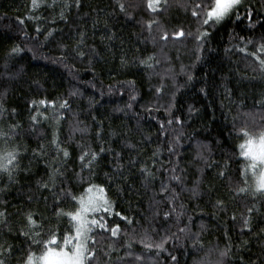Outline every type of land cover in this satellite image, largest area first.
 <instances>
[{"label": "trees", "instance_id": "obj_1", "mask_svg": "<svg viewBox=\"0 0 264 264\" xmlns=\"http://www.w3.org/2000/svg\"><path fill=\"white\" fill-rule=\"evenodd\" d=\"M65 2L71 5L73 0H56L53 7L48 6L52 0H44L37 9L31 8V0H0V105L7 110L0 115V129L7 132L9 125H18L16 138L8 147L18 145L21 153L15 179L10 182L7 174H0V189H4L0 191V211H6L8 219L7 227L0 225V242L12 246V254L5 257L7 264H21L28 248L27 240L19 234L24 214L32 211L53 217V196L39 182L47 181L51 172L54 132L70 152L64 186H74L77 193L82 191L76 175L80 172V145L96 151L101 146L111 149L101 154L91 179L107 189L114 208L107 219L110 225H120L121 238L115 242L109 233L98 237L99 264H215L219 250L226 246L231 247L228 264H241V260L243 264H264V233L260 232L264 206L255 202L259 211L251 217L252 231L243 229L242 214L253 201L233 196L229 180L217 175L225 170L236 178L240 167L233 156L240 143L236 129L246 120L250 122L244 114L258 112L257 101L264 100V74L251 57L239 51L248 39L260 42L264 37V0H246L255 8L254 27H250L243 8L240 19L233 16L219 25L201 26L191 15L190 0H168L159 16L146 10L143 0H122L126 12L120 11L117 0H81L79 8H65ZM61 11L66 19H60ZM154 18L169 33L181 28L196 33L198 28L207 27L210 36L200 51L192 36L165 42L155 25L151 33L145 26ZM49 30L54 31L46 39ZM81 31L86 34L80 46L83 57L74 50ZM17 45L23 50L10 55ZM247 47L255 50L253 45ZM150 56L154 58L149 61L152 68L139 62ZM122 58L126 63H121ZM157 88H161L160 93ZM132 95L135 100H130ZM41 100L54 101L55 106L41 105ZM64 101L68 107L60 108ZM170 103L172 116L180 117L182 126L166 124L171 118L167 111ZM148 107L154 110L146 111ZM33 115L38 118L35 124ZM84 128L87 132L80 131ZM180 133L176 154L172 155L167 150L169 142ZM41 145L47 154L34 156ZM201 145L207 146L203 159ZM115 153L121 156L122 177L117 174ZM142 165L154 172L150 181L142 176ZM173 166L185 170L183 190L168 179L167 169ZM83 176L89 178L86 171ZM197 181L198 194L193 195L188 189ZM162 183L176 189V203L184 206L178 225L174 215L167 221L163 217L169 210V193H161ZM217 200L223 201L222 208L216 206ZM185 225L190 234L199 233L198 244L188 238L190 234H179L178 240H169L167 250L157 255L156 249L150 251L140 243L145 231L159 241L166 231L175 233ZM65 227L66 223L60 230ZM110 245L117 250L111 251ZM104 251L111 252L110 261ZM171 255L177 261L173 262ZM137 256L142 261H137Z\"/></svg>", "mask_w": 264, "mask_h": 264}, {"label": "snow or ice", "instance_id": "obj_2", "mask_svg": "<svg viewBox=\"0 0 264 264\" xmlns=\"http://www.w3.org/2000/svg\"><path fill=\"white\" fill-rule=\"evenodd\" d=\"M146 10L155 16H159L166 10L168 6V0H143ZM44 3V0H31V8L37 9ZM56 4V0H52V4L48 5L53 7ZM117 5L121 12H126V6L122 0H117ZM65 8L75 6L79 8L81 6V0H73L70 5L64 3ZM138 6V5H134ZM189 7L188 4L184 5ZM244 9L245 17L249 21L250 27H254L255 21L253 19L255 8L254 5L249 4L246 0H190V11L193 18H195L199 25L201 26H213L219 25L226 20L231 19L235 16L236 19H240V9ZM31 18V17H30ZM60 19H66L63 11L60 13ZM23 23V21H21ZM153 25L159 34V38L163 41H167L171 38H179L184 36H192L197 41V51L202 50L204 43L207 41L210 33L207 27L201 29L198 28L196 33L185 32L184 29L176 30L169 33L160 24L158 19H151L146 22V28L151 33ZM37 32L40 31L38 26ZM54 30H49L46 36H51ZM86 34L84 32L79 33V39L77 40V46L74 49L78 56L83 57L85 53L80 50V46L85 42ZM111 37H109L110 39ZM155 39V38H154ZM244 41V38H240ZM247 45H253L254 51H249ZM23 49L18 45L11 49V54H18ZM240 52L244 53L246 56L251 57L253 62L258 65L259 71L264 74V37H262L260 42H254L251 39L245 41V46L239 49ZM63 59V58H61ZM153 57H148L145 60H140L141 64L146 65L148 68H152L153 65L149 61L153 60ZM199 55L197 60H199ZM121 63H126L122 58ZM188 81L193 79L191 74L187 76ZM205 91V89H201ZM157 93L161 92V88L156 89ZM135 95L130 97V100H135ZM41 105L52 104L55 106V102H48L41 100L39 102ZM35 104V101L33 102ZM259 106L258 112L245 113V116L250 117V122L245 121L236 129L238 139L241 141L236 147L238 152L233 153V156L237 157L240 162V167L236 169V178L232 179L225 170H220L217 175L221 178L229 180V187L232 190L233 196H247L253 201L252 206H246V214H242V228L247 229L249 232L252 231L251 227V217L253 214L259 211L256 208L255 202L260 201L262 206H264V100L257 101ZM60 108H67V101L62 102L59 105ZM128 108L132 107V104L127 105ZM173 105L170 103L168 105L167 111L169 113V118L166 121L167 125H183V121L180 117L172 116L171 108ZM154 107L146 108V111H153ZM155 110H159L155 108ZM6 109L0 105V115H2ZM193 109L189 108V112ZM14 112V110H13ZM45 119L47 117L45 116ZM95 120V117H93ZM33 124L38 122L36 115L31 117ZM59 120V117H57ZM18 125H9V130L5 132L0 129V141L3 142L4 147L0 148V174H7L9 181L15 179V174L20 170V160L21 153L19 146L9 148L8 145L10 141L14 140L17 135ZM161 130L165 129V124L161 123ZM81 132H87V128L80 129ZM182 133L174 137L172 141L169 142L168 152L172 155L176 154V146L179 144L180 136ZM97 138H100L101 132L98 130L96 132ZM51 145L54 148L55 155L52 158V163L50 164L51 172L47 181L39 182L41 188L49 191L52 196L54 203L53 217L46 218L39 216L37 213L28 211L24 214V227L20 229V235L24 236L28 242V248L25 250V254L21 257V264H99V257L101 255V249L98 247L100 241L98 237H102L104 233H109L110 238H116L115 242H119L121 238V228L119 224H109L107 217L114 212L113 202L109 199L107 189L103 184L94 183L91 177L95 176L96 165L101 158V154L106 151H111V149L101 146L98 151L94 150L89 145H80V154L77 157L79 161L80 172L76 173L79 177L81 184L80 187L82 191L79 193L73 190L74 186H64V181L66 179V174L68 172L67 164L70 157V152L67 147L62 145L59 139L58 133L54 132L51 140ZM128 147H135L134 145H128ZM202 151L200 153L201 159H203V151L207 150L206 145L200 146ZM44 146L41 145L39 151H34L33 155H46ZM159 154V149L153 152L152 159L155 161L156 156ZM233 156H229L228 159L232 160ZM117 160L116 170L117 174L122 177V172L120 169L123 167L119 163L121 156L119 153H115ZM129 163H134V161H129ZM171 163V161L169 162ZM155 165L153 164V167ZM209 167L212 165L209 164ZM219 167V165H217ZM227 167V165H225ZM87 172L89 178L85 180L83 173ZM169 172V181H175L178 186H181L183 190L184 184V171L183 169L178 170V166H173L167 169ZM142 176H144L146 181L154 178L155 174L147 165H142L140 168ZM107 175V174H106ZM113 177L109 176L111 181ZM59 181L60 186L57 187V182ZM86 184V186H85ZM199 181L195 187L188 189L193 195L198 194ZM4 189H0L3 191ZM161 193H169L167 197V203L169 205V210L163 212V217L167 221L175 216V221L177 225L180 223L181 217L184 216V206L183 204L177 205V200L179 198V193L175 188H172L170 184H161ZM47 198L45 197V200ZM67 205V210L65 209ZM216 206L222 208L223 201L217 200ZM179 209V210H178ZM160 213L157 212V215ZM115 215H121L120 213H115ZM131 224V220L127 217H121ZM53 219L55 224L53 226ZM236 217L233 216V220ZM189 221L191 218L189 217ZM66 223L64 231H61V226ZM0 225L4 227L8 226V219L6 211H0ZM261 233H264V228L260 229ZM179 234H190V229L187 225L184 227H178L177 232L171 233L166 231L163 236L160 237L159 241L153 240L147 231L144 232L140 239V243L148 250L156 249L157 255L160 252L166 251V245L169 240L179 239ZM188 238L192 239L195 244H198L199 233L190 234ZM246 243V242H245ZM131 247V243L127 245ZM111 251H116L117 249L113 246H109ZM37 252L39 254H37ZM231 253V247L226 246L225 249L219 250V258L215 264H228L226 258L229 257ZM12 254V246L6 244L5 242H0V264H7L5 259L6 256ZM103 255L107 260H111V252L104 251ZM122 259V258H121ZM137 261H142V257L137 256L135 258ZM171 260L173 262L177 261L175 255H171ZM243 264V260H241Z\"/></svg>", "mask_w": 264, "mask_h": 264}, {"label": "rangeland", "instance_id": "obj_3", "mask_svg": "<svg viewBox=\"0 0 264 264\" xmlns=\"http://www.w3.org/2000/svg\"><path fill=\"white\" fill-rule=\"evenodd\" d=\"M241 142V141H240Z\"/></svg>", "mask_w": 264, "mask_h": 264}]
</instances>
